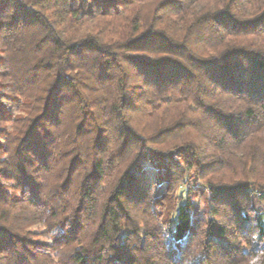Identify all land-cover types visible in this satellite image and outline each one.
Instances as JSON below:
<instances>
[{
	"label": "trees",
	"instance_id": "obj_1",
	"mask_svg": "<svg viewBox=\"0 0 264 264\" xmlns=\"http://www.w3.org/2000/svg\"><path fill=\"white\" fill-rule=\"evenodd\" d=\"M0 264H264V0H0Z\"/></svg>",
	"mask_w": 264,
	"mask_h": 264
},
{
	"label": "rangeland",
	"instance_id": "obj_2",
	"mask_svg": "<svg viewBox=\"0 0 264 264\" xmlns=\"http://www.w3.org/2000/svg\"><path fill=\"white\" fill-rule=\"evenodd\" d=\"M148 166L154 171V173L157 172V169L154 165L148 164ZM190 174L192 175L193 172L191 171ZM188 190L191 191L190 195L192 196V200L197 206L198 214H200L201 216H207L206 203L209 199L210 193L201 183L196 184L193 179L190 180L189 184H184L180 187L179 194L186 195Z\"/></svg>",
	"mask_w": 264,
	"mask_h": 264
}]
</instances>
